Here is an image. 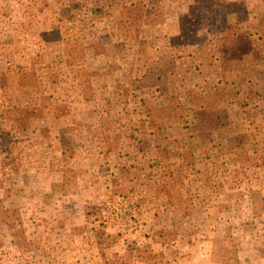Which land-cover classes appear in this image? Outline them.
I'll return each instance as SVG.
<instances>
[{
	"label": "rangeland",
	"instance_id": "1",
	"mask_svg": "<svg viewBox=\"0 0 264 264\" xmlns=\"http://www.w3.org/2000/svg\"><path fill=\"white\" fill-rule=\"evenodd\" d=\"M120 1L0 0V264H264V0Z\"/></svg>",
	"mask_w": 264,
	"mask_h": 264
},
{
	"label": "trees",
	"instance_id": "2",
	"mask_svg": "<svg viewBox=\"0 0 264 264\" xmlns=\"http://www.w3.org/2000/svg\"><path fill=\"white\" fill-rule=\"evenodd\" d=\"M148 1L149 0L120 1V12L115 22L118 32L125 30L127 31L132 27H136L137 29V27H140L149 21L150 8L148 7ZM202 1L203 0H196L197 3ZM215 1L216 0H209L208 2L214 4L213 2ZM192 7H195V5ZM151 16L154 19L156 14L151 13ZM63 153L66 152L63 150ZM110 245L111 243H108L107 240H104L100 248L102 251L101 256L104 260V264H130V262H136L137 264H163L162 258H164V253L162 251H155L151 243L138 244L137 241L134 240L132 243L126 244L125 253L123 255L116 253L112 258L108 257L105 252L106 247Z\"/></svg>",
	"mask_w": 264,
	"mask_h": 264
}]
</instances>
